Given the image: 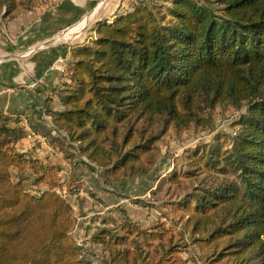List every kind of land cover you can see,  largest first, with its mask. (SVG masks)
<instances>
[{
  "label": "trees",
  "instance_id": "trees-1",
  "mask_svg": "<svg viewBox=\"0 0 264 264\" xmlns=\"http://www.w3.org/2000/svg\"><path fill=\"white\" fill-rule=\"evenodd\" d=\"M161 1L171 4L164 13L138 0L74 49L55 128L107 182L119 183L150 174L171 132L207 129L210 109L245 113L230 149L216 140L189 150L188 170L163 181L173 192L159 206L164 217L147 227L128 216L105 221L91 241L105 264H188L191 247L203 264H264V0ZM39 5L0 0V18ZM23 136L0 112V264H91L58 193L75 195L79 186L19 153Z\"/></svg>",
  "mask_w": 264,
  "mask_h": 264
},
{
  "label": "crops",
  "instance_id": "crops-1",
  "mask_svg": "<svg viewBox=\"0 0 264 264\" xmlns=\"http://www.w3.org/2000/svg\"><path fill=\"white\" fill-rule=\"evenodd\" d=\"M96 5V0H65L56 10L35 8L33 12L23 13L4 23L14 43L6 44L0 34V112L9 118L10 128L23 130V138L15 145L19 153L60 168L63 182L73 177L81 186V192L70 195L67 200L72 210L86 200V187L93 184L96 196L90 200L93 201L91 206L95 212L92 215L95 217L86 223L77 221L72 237L77 244L82 242L84 248L91 246L96 253H101L100 247L91 241L92 234L106 225L105 221L100 222L101 212L108 210L109 216L115 217L118 208L127 209L129 205L122 203L123 195H119L115 188L102 183L98 185L100 171L85 157L73 153L65 134L55 128L53 113L63 110L58 92L70 84L74 57L72 49L65 45L45 46L59 27L71 25ZM79 30L78 25L71 32ZM57 60L63 61L61 63L68 73L51 70ZM37 78L42 79L43 84L31 89L30 84ZM29 178L33 179L32 173ZM144 214L152 215L149 211ZM150 218L145 220L148 225ZM90 256L87 255V259L92 264L96 259Z\"/></svg>",
  "mask_w": 264,
  "mask_h": 264
},
{
  "label": "rangeland",
  "instance_id": "rangeland-1",
  "mask_svg": "<svg viewBox=\"0 0 264 264\" xmlns=\"http://www.w3.org/2000/svg\"><path fill=\"white\" fill-rule=\"evenodd\" d=\"M64 1L65 0H40V5L37 6L36 9L40 8L53 11L59 8ZM145 1L149 4H152V6H158V9L162 13L165 12L167 7L171 6L170 1ZM199 1L204 2V0ZM137 3L138 0H96L97 5L95 8L89 12L87 11L83 13V15H81V17L71 25L66 27L61 26L62 28L59 27L58 31L51 35V40L45 46L57 45V47H60L65 45L71 48L72 53L74 54V49L76 47L88 45L92 39L96 38V30L100 24L106 22L113 23L117 17L133 12L134 5ZM78 25L80 30L71 32V30H73ZM0 34L2 36V40L6 44L14 43L13 38L10 36V34H8L5 26L0 29ZM61 62L63 61H55L50 67L51 70H59L64 74L68 73L67 68ZM73 65L74 63L71 65V70ZM244 113V109L235 110L230 106H217L213 109H210L208 112L211 122L207 129L203 130L200 128H194L181 135L171 132L159 143V156L157 157L153 170L148 175L131 177L119 183H112L107 182L105 171L99 170L95 166L100 171L98 185H101L102 183L108 185L110 188H115L119 195H123L121 199L122 203L129 205L127 209L118 208L115 212L116 214L114 213L115 217L109 216L110 212L108 210H103V212H101L100 222H112L114 219L115 221H119L121 217L128 216L134 222L147 227L157 219L164 217V215L167 213V210H162L159 206H161L165 201L169 200V197L173 192H168L169 186L168 184L164 185L163 181L168 179L174 171L181 172L188 170L186 152L189 150H192L196 147H203L205 145H212L216 140H218L219 143H221L226 149H230L236 133L239 132V126L237 125V122ZM71 149L73 153H78L76 146L71 147ZM77 185L79 186L81 192V186L79 184ZM92 187H94L93 184L91 187H86V200L81 201V204L79 203V208L75 207L72 210L73 216L76 222L78 221V223H86V221L90 222L91 218L95 217H89V215H92L93 212H95L91 206L93 201L90 200L96 196L93 194ZM29 189L31 193H33L34 190H32L31 187H29ZM96 201L100 202V199H96ZM145 211L151 212L152 215L146 216V214H144ZM147 217H151L149 225L146 224L145 221ZM90 232L91 230L89 233ZM77 246L79 247L81 253H84L85 255H91L92 258L96 260L98 259L99 264L106 263V256L102 252L96 253L95 248L91 246L84 248L82 242L77 244ZM183 257L188 260V264H203V262L199 259V254L197 253L196 248L194 247L186 250L183 254Z\"/></svg>",
  "mask_w": 264,
  "mask_h": 264
},
{
  "label": "built area",
  "instance_id": "built-area-1",
  "mask_svg": "<svg viewBox=\"0 0 264 264\" xmlns=\"http://www.w3.org/2000/svg\"><path fill=\"white\" fill-rule=\"evenodd\" d=\"M5 24L2 21V19L0 18V29L2 27H4ZM11 41V40H10ZM43 84V80L42 79H36L34 80L31 84H30V88L31 89H36L39 86H41ZM59 194H61L65 199H68L70 194L68 193L67 189L64 187L63 189H61L60 191H58ZM33 194L40 196V192L38 191H33ZM93 215H89V217H92ZM106 256V255H105ZM81 258L87 259V255H85L84 253H81ZM107 259V256H106ZM88 260V259H87ZM92 264H99V260L97 259L96 261H94Z\"/></svg>",
  "mask_w": 264,
  "mask_h": 264
}]
</instances>
